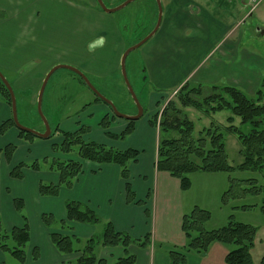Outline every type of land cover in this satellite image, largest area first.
Returning a JSON list of instances; mask_svg holds the SVG:
<instances>
[{
    "label": "crops",
    "instance_id": "0c3cea01",
    "mask_svg": "<svg viewBox=\"0 0 264 264\" xmlns=\"http://www.w3.org/2000/svg\"><path fill=\"white\" fill-rule=\"evenodd\" d=\"M89 1L90 7H96V0ZM155 2H152L150 6V17L153 22L158 12ZM161 2L163 6L161 26L157 33L142 46L145 72L152 86L156 88L151 97H162L178 89L185 82L190 83L191 81L203 85H231L240 88L242 86L247 90H255L260 85L264 76V51L260 46L259 50L258 47L250 50L246 44L241 20H228L226 12L223 14L217 9L216 6L223 7L224 2L216 0H161ZM244 5L246 6L245 1ZM257 10L264 21V0L259 3ZM215 12L224 17H220ZM105 14L110 13L105 12ZM257 32L260 36H264L262 26L257 28ZM111 52V59L107 63L118 64L119 56L121 57L122 54L121 49L116 53L112 49ZM74 64L87 73L96 71V67L84 59L75 60ZM50 68L45 69L44 73H48ZM42 77L43 75H35L26 78ZM27 90L28 99L22 105L23 110L32 116V113L37 111V107L35 109L33 107L35 103L33 104L31 98L34 88L27 87ZM93 102L95 99L85 106L89 104L91 106ZM96 105L95 107H100L103 112V117L111 118L113 112L107 104ZM2 106L5 110V119L0 120V126L12 118L11 106L9 105V108L5 102H0V113ZM152 111L153 108L148 114ZM148 114L135 121L133 132L125 137L124 141L109 139L106 131L101 128L90 139V142L94 141L114 150L133 149L139 152L137 158L129 162L130 177L128 180L123 178L122 169L117 164H97L82 160V171L74 179L72 187H61L58 196H43L39 190L40 184L44 181L58 184L60 174L42 169L39 171L24 169L23 178L16 179L10 176L12 169H9L6 180L9 184L0 189L2 201H4L1 203L6 207L3 210L6 232H10L15 227H22L25 224L23 218L27 217L30 234V240L25 248L26 260L20 264H69L81 255L80 252L69 254L60 252L51 240L50 236L53 232L75 235L81 240L97 236L99 231L96 224L71 222L72 231L70 232L62 229L59 224L52 227L45 225L42 219L45 213L54 215L57 220L66 218L65 204L69 200L87 204L100 216L104 225L110 222L117 231L128 233L135 239H142L150 234L151 242L147 247H140L136 244L128 247L126 252L135 256V264H171L170 252L181 251L186 245L182 230L183 216L194 207L210 211L209 228L224 226L233 217L238 221L256 226L255 221L241 217L243 212L249 211L250 213V211H255L256 207L243 210L235 208L241 206L242 203L232 206L223 203L222 196L229 188L232 174L193 173L190 175V188L184 190L178 178L157 169L160 132L157 127L150 124ZM111 120L113 130L110 132L112 134H121L128 125L115 122L113 118ZM61 130L64 131L63 127ZM69 130L75 132L79 130V127L74 126ZM56 134H59V137L54 139L45 140L36 137L37 141L28 142L20 137L19 130L13 126L5 134H0V139L3 140L4 137L13 135L8 136L7 141L15 145L16 150L8 161L1 153L8 143H0L2 159L11 165L13 160H18L17 154L20 151L25 152L27 160L54 157L53 145L63 141L61 133L56 132L54 135ZM67 159L79 160V157L76 155L73 159L70 157ZM10 183H13L16 189H13ZM127 183H130L132 187L135 201H128ZM17 198L24 201L22 212L15 208L14 199ZM248 204L258 203L249 201ZM258 217H262L261 220L264 222L263 215ZM212 247L214 250L210 252ZM212 247L209 252L203 254V256H208L205 264L216 262L211 258L213 252L218 256L221 264H227L225 258L232 249L221 244H213ZM35 249L39 250L37 260L33 259ZM103 249V251L99 250L96 256L105 259L107 264H113L126 254L122 246H103ZM4 252L0 248V264L5 262ZM203 263L202 255H192L184 264Z\"/></svg>",
    "mask_w": 264,
    "mask_h": 264
},
{
    "label": "rangeland",
    "instance_id": "374dc122",
    "mask_svg": "<svg viewBox=\"0 0 264 264\" xmlns=\"http://www.w3.org/2000/svg\"><path fill=\"white\" fill-rule=\"evenodd\" d=\"M103 1L107 7L113 8L126 0ZM155 1L156 0H134L117 12L105 14V11L96 3L97 1H95L96 7L92 8L89 6V0H0V71L13 86L19 106L18 116L20 122L37 131H45L44 124L41 118L39 119L37 111H34L32 113L33 115L30 116L26 110H23L22 103L26 102V99H28L27 87L34 88L31 98L33 104L35 103L33 105L35 109L37 107V97L41 84L47 74L44 73L45 69L60 64L71 65L78 68L74 62L80 59H84L92 63V66L96 67L97 72H83L89 77L98 90L110 98L121 112L129 115L136 114L137 108L125 85L121 73L120 61L118 64L113 65L107 62L111 59L112 49H114L115 53L121 49V53L123 54L130 46L137 44L153 30L157 20L154 19V22L151 20L150 6L151 3ZM216 1L225 3L223 7H221V5L216 7L223 14L226 12V19L234 21L241 20L240 24L245 34L246 44L250 50L257 47L259 50L260 46L262 51H264V36H260L259 32H257V28L260 26L264 29V21L260 18L258 10L256 9L252 12L248 6L244 5L245 0ZM229 2H231V4L228 5ZM156 3L157 2H155V5L157 6ZM74 6L77 8H73ZM216 14L219 15L218 13ZM220 17L223 18L224 16L221 14ZM114 31L116 32L114 33ZM121 57L119 56L120 60ZM80 70L82 69L80 68ZM126 70L129 81L144 108V116L150 112L151 108H153V111L148 114V116H152L157 110H162L169 101L176 100V92L180 87L162 97H151V94L156 91V88L152 86L145 72L142 47L129 54L126 60ZM35 75H43V77L38 79L26 78ZM19 76L23 78H18ZM190 84L197 85L194 81H191ZM238 88L245 92L249 98H257L256 93L259 85L255 90H247L242 86ZM95 98V93L92 92L89 86H87L80 77L68 69L60 68L51 76L46 87L42 105L43 112L52 129L58 126L60 127V131L57 132L60 133L63 131L61 127H63L64 131L68 130L71 132L74 131L69 129H73L74 126L77 128L79 127V129L83 128L84 133L82 134V139L85 142H90V139L95 136L99 128L104 129L101 123L106 117H103L104 114L101 112L100 107H95L96 104H103V101L93 102L91 106H89L90 104L85 106ZM2 101L9 106L0 93V102ZM262 103L264 104V100ZM179 105L182 107L180 102ZM184 110L187 112L189 118L195 122V136L199 135L201 129L208 127L212 120L224 125L226 124L227 117L231 115L228 110L212 114V117L207 116L193 107L184 108ZM113 115H111V118H113L115 122L128 124V120L116 117L115 115V117H113ZM111 118L108 117L110 123L106 126L109 132L113 130ZM4 119L5 110L2 106L0 120ZM78 120H80V122L77 123ZM235 124L241 126L242 130L248 129V125H241L240 119L238 118ZM104 130L106 131V129ZM8 136L4 137L3 140L0 139V143H8L7 145H10V142L7 141L9 139ZM60 136L62 137V134ZM224 136L229 162L234 166H238L243 162V157L240 154V142L233 133L224 131ZM57 137H59V134L53 135L49 139ZM109 139L119 142L124 141L126 138L116 139L109 137ZM23 140L31 142L37 141L38 139L35 137L33 139L23 138ZM78 148L77 146L74 147V151L71 153H65L61 150L58 151L52 148L54 157H42L38 160H27V156L24 155L25 152L20 151V153L17 154L18 160H13L11 165H8L6 160L2 159L1 151L0 189L9 184L6 181L9 169L16 168L21 163L25 164L24 168H22V173L24 169L32 170L28 166L36 162L42 166V170H48L59 174L58 171L50 169V167L54 165V159L56 158V160L61 162L68 160V157L73 159L77 155ZM231 178H257L259 181L258 184L264 188V174L260 172L237 171L232 174ZM42 183L54 184L45 181ZM10 184L13 189H16L13 183ZM247 185L246 187H251V184ZM235 190L236 193L240 191L238 189ZM1 195L2 194H0V233L5 234L9 232H6V220L3 212L6 207L2 204L4 201H2ZM263 198L264 190L261 195L257 197L250 196L246 201H244V199L239 201L229 196L228 202H226L231 206L249 203V201L258 203L255 211H250V213L249 211L246 213L243 212V215H241L243 219L255 221L257 227V233L253 242L254 245L251 249L255 264H260V260L264 254V222L261 220L262 217H258L259 215L262 216L260 206L262 205L261 202ZM52 216L55 218L54 215ZM232 219L238 221L235 217ZM23 222L25 223V219H23ZM54 225H56V223ZM69 225L71 226L70 223ZM96 225L99 232L96 234L97 236H95V238L100 239L104 233L105 225L103 221ZM71 229L66 228L69 232L72 231ZM85 241L86 240H83L82 242ZM188 242L189 240L186 238V244H188ZM6 243L9 244V246H13L14 244L11 240H8ZM213 244H221L232 250L236 248L233 244L214 242L205 252L199 253L194 250L190 251L189 254H187V259L192 255H202L204 259L203 264H205L208 256H203V254L209 252ZM213 248L214 247H212L210 252L214 250ZM95 249L96 255L99 250L103 251L102 243H97ZM3 255L5 258L3 264H20L10 252L5 251ZM211 258L212 261H216L214 264H221L218 256H216L214 252Z\"/></svg>",
    "mask_w": 264,
    "mask_h": 264
},
{
    "label": "trees",
    "instance_id": "16d2710c",
    "mask_svg": "<svg viewBox=\"0 0 264 264\" xmlns=\"http://www.w3.org/2000/svg\"><path fill=\"white\" fill-rule=\"evenodd\" d=\"M0 93L11 106L10 94L1 80ZM256 95V99L249 98L241 89L231 85H191L189 82L182 84L176 92V100L169 101L162 110H157L149 119L150 124L157 127L160 132L157 169L178 178L184 190L190 188V175L193 173L233 174L237 171H254L264 174V104L262 103L264 100V77L260 82ZM101 101L96 96L95 102ZM188 107L196 108L209 117L223 110L230 111L231 115L227 117L226 124L222 125L212 120L208 127L201 129L199 135L195 136V122L189 118L184 110ZM38 117L40 119L39 115ZM113 117L115 116L113 115ZM237 118L240 119L241 125H248V129L242 130L241 126L236 125ZM109 123L110 119L107 116L101 123L103 128L106 129V135L116 139H125L133 132L135 121H129L126 129L119 135L108 131L106 126ZM13 126L15 124L12 118L3 122L0 126V134H5ZM52 130V136L60 131L58 126ZM224 131L235 134L240 142V154L243 157V162L238 166H234L229 162ZM19 133L20 137L25 139L36 137L26 131L19 130ZM60 133L63 141L60 144L53 145V149L71 153L74 151V147L77 146L79 147L77 149L79 160L61 162L54 159V165L50 169L59 172L60 181L58 184L41 183L39 187L41 195L58 196L61 187H72L74 179L82 171V160L97 164H117L122 169L123 178L129 179L128 165L129 162L137 158L139 154L137 150H114L95 142H85L82 139L83 128L75 132L62 131ZM15 150L16 146L13 144L7 145L2 150L6 160L10 161ZM24 166L25 164L21 163L13 168L10 171V176L22 179V168ZM28 167L35 171L42 168L36 162ZM258 182L257 178L230 179L229 188L222 196L223 203L228 202L229 196L246 201L250 196L257 197L261 195L264 188ZM247 184H251V187H246ZM126 189L128 201H135L130 183L126 184ZM235 189L240 191L236 193ZM138 203L141 202L138 201ZM261 203L260 208L264 216V198ZM14 205L17 211H23L24 201L22 199H14ZM256 206L257 204L242 203L241 206L235 208L247 210ZM65 209L66 218L63 220H55L52 214H43L42 219L45 225L52 227L56 223L62 229H71L72 227L69 225L71 222L99 224L102 221L94 210L82 202L69 200L65 204ZM23 219H25V224L22 227H15L9 233H0V248L3 251L10 252L20 263H24L26 260L25 248L30 240L27 219ZM210 219V211L200 207H194L183 216L182 230L189 242L182 247L183 251L174 250L170 252L171 264L186 263L187 254L190 251L205 252L214 242L229 243L236 246L226 255L227 264H255L251 249L254 245L257 227L230 218L224 226L209 228ZM50 237L60 252L65 254L81 253L74 262L69 264H107L105 259L98 258L95 254V246L100 242L106 247L122 246L125 252L131 244L147 247L151 242L150 234L142 239H135L128 233L117 231L110 222L105 224L104 233L100 239L93 237L82 242L83 240L75 235H66L59 232L51 233ZM8 240L14 243L13 246L6 243ZM38 258L39 250L35 249L33 259L37 260ZM135 262V256L126 252L125 256L118 258L113 264H135ZM260 264H264V255L260 260Z\"/></svg>",
    "mask_w": 264,
    "mask_h": 264
},
{
    "label": "water",
    "instance_id": "95a60500",
    "mask_svg": "<svg viewBox=\"0 0 264 264\" xmlns=\"http://www.w3.org/2000/svg\"><path fill=\"white\" fill-rule=\"evenodd\" d=\"M96 1H97L98 5L100 6V8L102 10H104L106 13H114V12H117V11L125 8L128 4H130L134 0H126L122 4H120L116 7H113V8L107 7L103 0H96ZM156 2H157V6H158V15H157V22H156L155 27L147 36H145L137 44L130 46L122 54V57L120 60L121 73H122L125 85L128 89V92L130 93L131 98L133 99V102L136 105V108H137L136 114L129 115V114H125V113L121 112L117 108L116 104L110 98L105 96L100 90L97 89V87L95 85H93V83L91 82L89 77L82 70L78 69L77 67L71 66V65L60 64V65H56V66L52 67L48 71V73L44 77L43 82L41 84V87H40V90L38 93V97H37V112H38V115L40 116V118L44 124L45 131H37L36 129L27 127L20 122L19 116H18L17 98H16V95L14 93L13 86L10 83V81L0 71V80L3 82V84L5 85L6 89L8 90V92L10 94L12 119L14 121L15 127L20 131H26L28 133H31L40 139H49L52 136L53 130H52V127H51L47 117L45 116V114L43 112L42 105H43L44 93H45L46 87L48 85V82H49L51 76L60 68L68 69V70L74 72L75 74H77L78 76H80L81 79L85 82V84L87 86H89V88L92 90V92L95 93V95L98 98H100L105 104H107L111 108L113 114L116 117L123 118V119H126L128 121H136V120L141 119L144 116L145 111H144L142 104L140 103V100H139L135 90L133 89V87L129 81V78L127 75V70H126V60L132 51L142 47L159 30L161 23H162V18H163V6H162L161 0H156ZM0 159H1V156H0Z\"/></svg>",
    "mask_w": 264,
    "mask_h": 264
},
{
    "label": "built area",
    "instance_id": "2783aa9c",
    "mask_svg": "<svg viewBox=\"0 0 264 264\" xmlns=\"http://www.w3.org/2000/svg\"><path fill=\"white\" fill-rule=\"evenodd\" d=\"M262 0H245L246 5L250 8V10L253 12L257 9V6Z\"/></svg>",
    "mask_w": 264,
    "mask_h": 264
},
{
    "label": "flooded vegetation",
    "instance_id": "af4514ba",
    "mask_svg": "<svg viewBox=\"0 0 264 264\" xmlns=\"http://www.w3.org/2000/svg\"><path fill=\"white\" fill-rule=\"evenodd\" d=\"M147 35H148V34H147ZM147 35H146V36H147ZM149 40H150V39H149ZM149 40H148V41H149ZM79 77H80V76H79ZM80 78H81V77H80ZM84 83H85V82H84Z\"/></svg>",
    "mask_w": 264,
    "mask_h": 264
}]
</instances>
